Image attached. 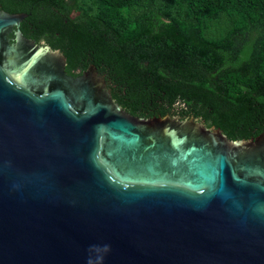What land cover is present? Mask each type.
Here are the masks:
<instances>
[{"label":"water","instance_id":"1","mask_svg":"<svg viewBox=\"0 0 264 264\" xmlns=\"http://www.w3.org/2000/svg\"><path fill=\"white\" fill-rule=\"evenodd\" d=\"M27 16L0 8V264H264V132L133 116Z\"/></svg>","mask_w":264,"mask_h":264},{"label":"trees","instance_id":"2","mask_svg":"<svg viewBox=\"0 0 264 264\" xmlns=\"http://www.w3.org/2000/svg\"><path fill=\"white\" fill-rule=\"evenodd\" d=\"M23 36L90 65L141 118L195 117L230 140L264 132V0H0ZM12 34L9 38H12Z\"/></svg>","mask_w":264,"mask_h":264},{"label":"rangeland","instance_id":"3","mask_svg":"<svg viewBox=\"0 0 264 264\" xmlns=\"http://www.w3.org/2000/svg\"><path fill=\"white\" fill-rule=\"evenodd\" d=\"M43 45H45V44H43Z\"/></svg>","mask_w":264,"mask_h":264}]
</instances>
